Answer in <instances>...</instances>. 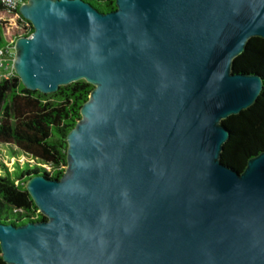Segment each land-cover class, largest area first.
I'll return each instance as SVG.
<instances>
[{"label": "water", "instance_id": "water-1", "mask_svg": "<svg viewBox=\"0 0 264 264\" xmlns=\"http://www.w3.org/2000/svg\"><path fill=\"white\" fill-rule=\"evenodd\" d=\"M13 68L29 90L93 86L63 175L25 188L44 219L0 223L6 264H264V150L221 161V120L260 75L233 71L264 38V0H27Z\"/></svg>", "mask_w": 264, "mask_h": 264}, {"label": "trees", "instance_id": "trees-1", "mask_svg": "<svg viewBox=\"0 0 264 264\" xmlns=\"http://www.w3.org/2000/svg\"><path fill=\"white\" fill-rule=\"evenodd\" d=\"M27 0H25L26 2ZM99 12L115 9V0H84ZM18 7L7 8L0 0V13L16 15L17 25L9 35L0 19V49H12L19 37L31 35L33 27L23 19ZM233 71L260 75L262 89L255 102L239 114L221 120L229 132L223 144L221 161L241 172L247 160L264 150V38L251 37L245 50L234 58ZM93 86L78 80L43 94L24 87L12 72L0 78V145L14 158L26 156L23 164L14 162L11 171L0 161V223L20 225L44 219L25 188L36 174L59 179L66 168V136L80 118V108ZM1 155V152H0ZM33 164V165H32ZM0 264H6L0 252Z\"/></svg>", "mask_w": 264, "mask_h": 264}, {"label": "rangeland", "instance_id": "rangeland-1", "mask_svg": "<svg viewBox=\"0 0 264 264\" xmlns=\"http://www.w3.org/2000/svg\"><path fill=\"white\" fill-rule=\"evenodd\" d=\"M0 19L6 22V33L7 35H9L11 30L16 27L15 25H17L16 15L9 12H1ZM11 147L13 148L14 154H16L17 150L15 149V147ZM11 147L9 145H0V161L8 168L9 171L13 169L14 162L17 161L21 165L24 161L28 160V158L23 155L18 157L16 155L14 158H12V155H10L8 151Z\"/></svg>", "mask_w": 264, "mask_h": 264}, {"label": "built area", "instance_id": "built-area-1", "mask_svg": "<svg viewBox=\"0 0 264 264\" xmlns=\"http://www.w3.org/2000/svg\"><path fill=\"white\" fill-rule=\"evenodd\" d=\"M25 0H3L4 5L9 9H14L24 3ZM15 57V44L12 49L5 51L0 49V78H7L14 72L13 61ZM15 73V72H14Z\"/></svg>", "mask_w": 264, "mask_h": 264}]
</instances>
